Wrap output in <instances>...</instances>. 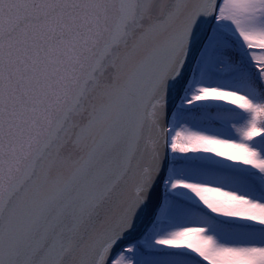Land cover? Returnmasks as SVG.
Wrapping results in <instances>:
<instances>
[{"label":"snow or ice","instance_id":"1","mask_svg":"<svg viewBox=\"0 0 264 264\" xmlns=\"http://www.w3.org/2000/svg\"><path fill=\"white\" fill-rule=\"evenodd\" d=\"M0 264H264V0H0Z\"/></svg>","mask_w":264,"mask_h":264}]
</instances>
